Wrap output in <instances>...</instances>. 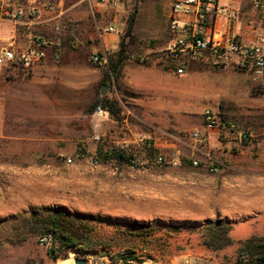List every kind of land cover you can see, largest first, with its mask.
I'll return each mask as SVG.
<instances>
[{
    "label": "rangeland",
    "instance_id": "1",
    "mask_svg": "<svg viewBox=\"0 0 264 264\" xmlns=\"http://www.w3.org/2000/svg\"><path fill=\"white\" fill-rule=\"evenodd\" d=\"M173 1L119 0L113 14L127 60L149 57L158 63L156 58L170 42ZM135 10L134 30L128 36ZM70 28L67 22L60 31ZM35 39L44 41L35 36L31 41ZM191 69L200 74L199 81L188 83L193 93L170 99V110L159 116L162 123L154 128L128 114L132 105L124 98L121 121L95 112L50 114L46 107L49 114L41 115V121L28 120L38 115H22L26 120L14 132L19 139L0 136V264H75L74 254L89 264H124L116 256L130 249L143 264H236L239 242L254 231L264 235V79L198 61L191 62L187 72ZM208 110L221 119L216 129L206 128ZM192 131L200 132L199 141L190 140ZM184 138L197 150L182 146L178 139ZM100 147L123 151L134 157V164L112 160L93 165ZM160 156L166 165L156 163ZM69 157L73 164L66 163ZM217 165L219 172H213ZM52 209L79 216L88 226L84 235L110 245L85 256L71 252L67 263L52 259L50 245H42L41 236L23 226L31 213ZM207 220H225L232 229L247 227L246 235L234 229L233 246L211 251L203 244L202 230L170 235L160 231L147 240L150 250H143L145 240L126 230L136 221L198 225Z\"/></svg>",
    "mask_w": 264,
    "mask_h": 264
},
{
    "label": "crops",
    "instance_id": "2",
    "mask_svg": "<svg viewBox=\"0 0 264 264\" xmlns=\"http://www.w3.org/2000/svg\"><path fill=\"white\" fill-rule=\"evenodd\" d=\"M24 4L37 9L40 20L18 25L0 23V42L12 41L18 48H24L33 45L31 38L35 36L44 41L50 38L52 43L46 48L47 58L41 63L29 70L16 67L0 76V136L3 138L19 139L14 132L20 130L26 120L23 114L38 115L37 118L28 117L30 122L41 121V115L49 114L48 111L50 114H92L95 110L91 112L90 108L98 96L116 98L121 105L122 99H128L132 105L127 108L128 114L154 128L155 124L162 123L159 116L170 110V99L193 93L188 90V83L200 79L196 69L177 75L159 63L127 60L121 70L118 88L113 78L104 83L106 75L110 74L108 54L119 50L120 37L114 33L101 34L98 25H102L101 28L116 26L118 17L113 14L116 9L107 8L98 0H57L51 7L39 0H24ZM220 5L232 16L221 19L223 32L244 42L254 41L261 34L264 37L263 14L254 9L251 0H220ZM67 22L71 27L69 30L61 32L57 29ZM5 37L7 40L3 41ZM92 54L104 57L107 62L102 65L92 63ZM55 55L58 60H54ZM113 93L124 94L113 97ZM46 107L52 111L45 110ZM105 116L108 118L109 113ZM246 228L234 227L231 236L234 229L246 235ZM253 235H256L255 231Z\"/></svg>",
    "mask_w": 264,
    "mask_h": 264
},
{
    "label": "built area",
    "instance_id": "3",
    "mask_svg": "<svg viewBox=\"0 0 264 264\" xmlns=\"http://www.w3.org/2000/svg\"><path fill=\"white\" fill-rule=\"evenodd\" d=\"M28 1V0H27ZM43 1L47 7L57 0ZM107 8L117 9L119 0H98ZM254 9L263 14L261 28L264 31V0H251ZM223 17L231 18L226 7L220 5V0H174L168 14V31L170 42L166 49L156 58V61L165 69L183 75L187 72L188 65L193 61L206 63L216 68H231L253 76L255 79H264V37L261 34L256 40L244 42L237 36H230L222 31L220 21ZM40 20L37 9L26 6L24 0H0V23H11L14 25L26 22L36 23ZM60 30L59 27H57ZM100 33H114L120 35V29L115 26L99 28ZM28 47L18 48L16 43L8 42L0 48V76L6 74L13 68L29 70L36 64L47 58L46 48L50 45L42 40L35 39ZM54 56V60H58ZM149 57L143 58L142 62L149 61ZM90 61L96 65L105 64L107 61L98 54H92ZM95 115L105 117L108 112L98 108ZM205 125L208 130H213L221 125V119L212 111L204 114ZM199 131L190 133V140L199 141ZM100 140V137H96ZM188 138L178 139L182 146L192 150L197 147L192 145ZM180 154V151L177 152ZM83 157L82 154L78 155ZM74 159H66L67 164H73ZM99 160L92 159L93 165H98ZM159 166L166 165L164 157L157 158ZM134 164V161H133ZM195 166L199 165L197 160L193 161ZM213 172H219V167L213 166ZM50 236L40 238L42 245L51 244Z\"/></svg>",
    "mask_w": 264,
    "mask_h": 264
},
{
    "label": "trees",
    "instance_id": "4",
    "mask_svg": "<svg viewBox=\"0 0 264 264\" xmlns=\"http://www.w3.org/2000/svg\"><path fill=\"white\" fill-rule=\"evenodd\" d=\"M138 1V0H136ZM136 10L130 15L126 35L130 36L134 30ZM128 59L127 49L120 41L119 50L108 57L109 73L106 75L104 83L113 80L117 83L123 66ZM101 108L106 110L115 121L123 120V108L116 98L98 96L90 108L93 112ZM97 159L100 162H110L112 160L124 161L133 164L134 157L127 156L123 151L104 149L100 147L97 151ZM80 223V224H79ZM120 225V224H119ZM23 226L29 228L35 235L50 236L51 244L48 249L49 256L54 260H63L67 263L69 254L76 252L80 256L87 255L90 251H97L100 248H107L110 244L101 241H94L89 236L84 235L87 224L79 216L72 215L64 210L52 209L47 212H33L23 221ZM91 230V229H90ZM128 234L142 238L145 244L142 249L150 250L149 242L156 232L181 233L183 231H203V244L211 251H220L233 246L236 241L231 236V223L225 220H207L202 224H157L134 222L126 227ZM117 261L124 264L138 262L143 264L142 259L136 255L134 249L119 253ZM236 264H264V235H253L250 238L240 241L237 249Z\"/></svg>",
    "mask_w": 264,
    "mask_h": 264
},
{
    "label": "water",
    "instance_id": "5",
    "mask_svg": "<svg viewBox=\"0 0 264 264\" xmlns=\"http://www.w3.org/2000/svg\"><path fill=\"white\" fill-rule=\"evenodd\" d=\"M105 88H106V86H105ZM105 88H104V89H105ZM103 92H105V90H103ZM74 263H75V264H88V259H86V258L76 257V258L74 259Z\"/></svg>",
    "mask_w": 264,
    "mask_h": 264
},
{
    "label": "bare ground",
    "instance_id": "6",
    "mask_svg": "<svg viewBox=\"0 0 264 264\" xmlns=\"http://www.w3.org/2000/svg\"><path fill=\"white\" fill-rule=\"evenodd\" d=\"M74 254V253H73ZM76 257H75V254L74 255H72V259H73V261H74V259H75ZM184 259V258H183ZM186 259V258H185ZM189 259V258H188ZM182 260V259H181ZM183 261H185L184 263H182L181 261H180V263L179 264H191V263H193V264H202L201 262H199V261H196V260H193V261H187V260H183ZM89 264V263H88Z\"/></svg>",
    "mask_w": 264,
    "mask_h": 264
}]
</instances>
